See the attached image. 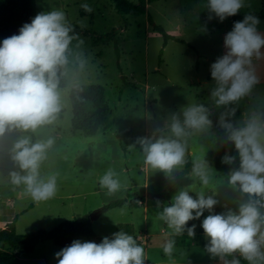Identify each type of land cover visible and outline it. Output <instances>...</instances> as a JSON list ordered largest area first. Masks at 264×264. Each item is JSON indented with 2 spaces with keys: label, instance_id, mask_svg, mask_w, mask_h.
<instances>
[{
  "label": "rangeland",
  "instance_id": "1",
  "mask_svg": "<svg viewBox=\"0 0 264 264\" xmlns=\"http://www.w3.org/2000/svg\"><path fill=\"white\" fill-rule=\"evenodd\" d=\"M83 2L36 0L37 13L63 9L70 23L89 35L79 34L72 42L73 52L66 68L68 85L62 88L65 107L57 122L36 134L27 133L34 138L55 137L41 171L59 173L56 194L45 201H33L22 186L8 182L7 174L13 164L7 150L16 134L6 136L0 139V219L17 216L16 228L22 235L52 229L67 219H90L97 236L76 239L100 242L104 236L123 230L143 245L145 264H221L206 250L208 238L201 220L207 211L199 219L187 222L189 226L196 225L193 235L187 229L174 235L172 254L163 252L164 234L171 230L160 212L171 203L173 195H156L175 181L174 193L186 188L193 196L199 191L215 194V212L235 209L239 200L246 199V194L227 184L231 166L221 163V157L226 150L234 154L235 149L218 124L223 106L217 107L210 96L214 86L210 64L223 53V35L233 22L230 17L223 22L213 20L208 23V31L203 32L201 25L207 16L204 0H148L146 14L139 15L119 14L114 0H86L92 9L86 12L81 7ZM263 4L264 0H246L240 11L258 12ZM260 20L259 27L264 31V19ZM156 25L169 35L166 44L164 33ZM79 40L83 43L79 44ZM77 53L83 54L82 67ZM255 63L261 80L234 105L237 110L232 119L237 124L251 111L264 112V60ZM95 83L104 86L111 115L95 135H86L73 125L71 96L75 84ZM190 103L209 107L212 125L203 131L190 130L185 138V162L171 173L148 167L136 138L158 128L167 132L171 115L179 114ZM188 156L193 162L207 161V185H202L192 171L180 174ZM108 168L115 170L122 184L112 194L98 183ZM135 193L145 196L138 207L130 203ZM118 199L125 200L123 205L103 210L105 204ZM61 248L52 240L40 242L31 252L21 254L18 264H57L55 253ZM0 249L10 246L2 244ZM238 258L241 264H248Z\"/></svg>",
  "mask_w": 264,
  "mask_h": 264
},
{
  "label": "clouds",
  "instance_id": "2",
  "mask_svg": "<svg viewBox=\"0 0 264 264\" xmlns=\"http://www.w3.org/2000/svg\"><path fill=\"white\" fill-rule=\"evenodd\" d=\"M245 4L246 0H204L207 16L201 30L207 32L208 23L213 20L223 22L238 14ZM81 7L86 12L92 10L86 0ZM260 24V18L252 12H245L242 19L233 21L223 35V53L210 64L214 81L210 96L217 107L223 106L218 124L235 149L234 154L226 150L221 163L231 166L227 184L246 194V199L239 200L235 209L215 212L213 206L218 203L215 194L199 191L193 196L186 188L178 189L171 203L165 204L160 212L171 230L164 234L161 245L166 255L170 256L174 250L173 236L185 229L193 235L196 225L189 226L187 222L199 219L207 211L201 227L208 238L206 250L210 256L218 258L221 264H241L238 257L248 264H264V112L251 111L240 124L232 119L236 102L261 80L255 63L264 60V31ZM75 39L77 34L65 11L54 8L38 12L18 33L0 40V139L16 134L7 150L13 164L7 180L22 186L33 201L55 196L59 173L41 171L55 145V137L34 138L27 133L36 134L54 125L64 109L61 78ZM76 57L82 67L83 54L77 53ZM212 123L209 107L203 103L188 104L179 114L171 115L167 132L158 128L136 138L144 163L171 173L185 162V138L190 130L203 131ZM192 172L202 185L208 184L207 161H194ZM98 183L109 194L122 187L112 168L100 176ZM55 256L57 264H145L143 245L123 230L104 236L100 242L74 239Z\"/></svg>",
  "mask_w": 264,
  "mask_h": 264
},
{
  "label": "trees",
  "instance_id": "3",
  "mask_svg": "<svg viewBox=\"0 0 264 264\" xmlns=\"http://www.w3.org/2000/svg\"><path fill=\"white\" fill-rule=\"evenodd\" d=\"M148 0H114L115 8L121 15H139L146 14ZM37 14L36 0H0V40L18 33L19 28L25 23L30 22L31 18ZM260 19H264V4L258 12H253ZM243 13L231 16L230 20L242 19ZM73 24V23H72ZM74 32L79 35H89L88 31L82 30L76 24H73ZM155 28L164 33L165 44L169 35L165 33L162 27L156 25ZM110 36L107 34L106 37ZM68 85V79L65 75L61 78V88ZM79 85V87H76ZM73 102V125L86 135H95L99 128L110 120L111 111L106 104L105 88L102 84L95 83L90 85L75 84L72 91ZM193 161L188 156L186 167L180 172L181 175L192 171ZM175 191V181L170 184L156 196L169 194L172 196ZM144 194L135 193L130 198V203L134 206H140ZM125 200L118 199L104 205L103 210L111 209L123 205ZM17 216L8 219L0 228V245L7 244L10 249H0V264H18L19 256L23 253H29L35 246L43 241L52 240L56 245L64 247L69 245L79 236L89 238L96 237L90 219H67L52 229H38L28 235L18 233L16 228Z\"/></svg>",
  "mask_w": 264,
  "mask_h": 264
},
{
  "label": "crops",
  "instance_id": "4",
  "mask_svg": "<svg viewBox=\"0 0 264 264\" xmlns=\"http://www.w3.org/2000/svg\"><path fill=\"white\" fill-rule=\"evenodd\" d=\"M2 209L0 208V213ZM6 221V218L0 219V228L3 226L4 222Z\"/></svg>",
  "mask_w": 264,
  "mask_h": 264
}]
</instances>
